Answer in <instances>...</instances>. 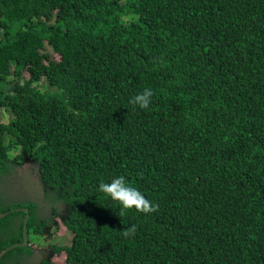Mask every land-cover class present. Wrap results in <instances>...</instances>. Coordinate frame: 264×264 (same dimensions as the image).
Returning <instances> with one entry per match:
<instances>
[{"label":"trees","instance_id":"16d2710c","mask_svg":"<svg viewBox=\"0 0 264 264\" xmlns=\"http://www.w3.org/2000/svg\"><path fill=\"white\" fill-rule=\"evenodd\" d=\"M0 113V169L57 192L40 223L16 207L28 236L73 235L45 264H264V0H0ZM116 176L158 210L120 216Z\"/></svg>","mask_w":264,"mask_h":264},{"label":"rangeland","instance_id":"374dc122","mask_svg":"<svg viewBox=\"0 0 264 264\" xmlns=\"http://www.w3.org/2000/svg\"><path fill=\"white\" fill-rule=\"evenodd\" d=\"M47 52L50 53L52 58L58 56V54L53 53L49 48H47ZM23 75L25 78L27 77L26 72H23ZM0 118L2 121H5L4 114L0 113ZM18 154L19 151L15 150L12 152L11 156H17ZM26 171L29 172L28 175H25ZM0 172L2 173V176L14 174L15 179H18L21 182V184H18L15 179L13 181V178H11V182H9L8 178H5V184H3V180L0 179V220L10 229V232L3 236L2 240L11 238L15 239L19 233V218L18 216H10L8 214L2 216V214L6 213L5 210L10 209V211L13 212L18 205L28 206L29 209L33 210L35 216L38 214V222L40 223L41 220L50 218L51 211L47 206L49 203H52L53 199H56L57 192L53 191L55 192V195H51L42 185L38 184L37 177L34 176V173H37V164L33 161H25L22 162L21 165L11 163L5 168L0 169ZM12 183L18 185L14 186ZM17 193L22 194L24 197L19 198ZM29 203H33L35 206L28 205ZM61 208L64 212L67 211L66 204H62ZM72 239L73 235L71 232L68 231L63 222L57 218L55 222L46 226L41 234L34 235L33 232H31L28 236V246L24 247L25 249L21 253L14 252L9 256L0 259V264H16L18 261L22 264H38L42 260L50 258L49 254L51 247L69 246L72 243ZM52 264H66V254L62 253L52 257Z\"/></svg>","mask_w":264,"mask_h":264},{"label":"clouds","instance_id":"9594fccd","mask_svg":"<svg viewBox=\"0 0 264 264\" xmlns=\"http://www.w3.org/2000/svg\"><path fill=\"white\" fill-rule=\"evenodd\" d=\"M153 95L154 93L152 89L145 88L143 89V91L134 95L130 99V103L134 106L139 107L140 109H148L152 103ZM97 190L100 193L105 194L108 198L117 202L120 205V213H119L120 216L125 215L128 210H133V209L136 212L145 215L151 214L158 210V205H155L152 201L147 199L143 195V193L140 192L137 188L130 186L124 176H116L110 182L101 181L98 185ZM16 211L18 212L23 210L21 209L18 210L17 208H15L13 212ZM4 214H9V213L6 212ZM135 232H136L135 225H131L130 227L121 230V233L124 237H131L135 234Z\"/></svg>","mask_w":264,"mask_h":264},{"label":"water","instance_id":"95a60500","mask_svg":"<svg viewBox=\"0 0 264 264\" xmlns=\"http://www.w3.org/2000/svg\"><path fill=\"white\" fill-rule=\"evenodd\" d=\"M23 210L22 212L25 213V218H24V221H23V235H24V243L22 244H16V245H13V246H10L8 247L7 249L3 250L0 252V258L9 250H12L14 247L16 246H21V247H25L28 245V233H27V224H28V220H29V217H30V213H28V210L26 209H21ZM6 214H2V216H4ZM1 217V216H0Z\"/></svg>","mask_w":264,"mask_h":264},{"label":"flooded vegetation","instance_id":"af4514ba","mask_svg":"<svg viewBox=\"0 0 264 264\" xmlns=\"http://www.w3.org/2000/svg\"><path fill=\"white\" fill-rule=\"evenodd\" d=\"M28 171H26V173H25V175H28ZM18 175V174H17ZM20 176V175H19ZM34 176H36L37 177V182H38V184L39 185H41V183H40V181H39V179H38V176H37V173H34ZM5 178H8V181L9 182H11V178H13V181H14V179H15V177H14V174H11V175H7V176H2V173L0 172V179H2L3 180V184H5L4 183V180H5ZM15 181L18 183V184H21V182L18 180V179H15ZM0 183H1V181H0ZM2 184V185H3ZM18 184H15V183H12V185H14V186H17ZM1 185V186H2ZM2 188V187H1ZM3 190V189H2ZM4 190H6V189H4ZM17 196L20 198V197H24L22 194H20V193H17ZM18 210H20V209H18ZM33 253V252H32ZM31 253V254H32ZM52 257H55V256H52ZM52 257H51V259H52ZM38 264H45V260H42L40 263H38Z\"/></svg>","mask_w":264,"mask_h":264}]
</instances>
